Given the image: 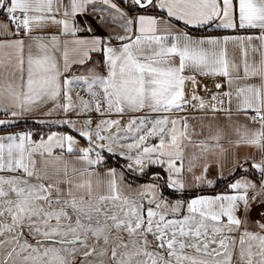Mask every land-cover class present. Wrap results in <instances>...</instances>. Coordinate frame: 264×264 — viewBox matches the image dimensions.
Here are the masks:
<instances>
[{"label": "snow or ice", "instance_id": "obj_1", "mask_svg": "<svg viewBox=\"0 0 264 264\" xmlns=\"http://www.w3.org/2000/svg\"><path fill=\"white\" fill-rule=\"evenodd\" d=\"M0 264H264V0H0Z\"/></svg>", "mask_w": 264, "mask_h": 264}]
</instances>
